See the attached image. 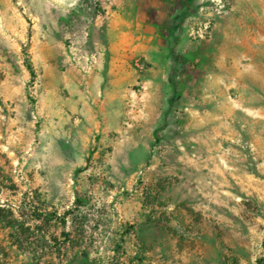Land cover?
Returning a JSON list of instances; mask_svg holds the SVG:
<instances>
[{"label": "rangeland", "instance_id": "1", "mask_svg": "<svg viewBox=\"0 0 264 264\" xmlns=\"http://www.w3.org/2000/svg\"><path fill=\"white\" fill-rule=\"evenodd\" d=\"M90 1L0 0V264H264V0L112 52Z\"/></svg>", "mask_w": 264, "mask_h": 264}, {"label": "crops", "instance_id": "2", "mask_svg": "<svg viewBox=\"0 0 264 264\" xmlns=\"http://www.w3.org/2000/svg\"><path fill=\"white\" fill-rule=\"evenodd\" d=\"M170 2L171 0H147L144 4L142 0L104 1L101 14L93 18L91 37L101 36V41L97 42L98 46L104 44L108 51L112 52L114 45L117 44L122 48H128L129 39L144 40L146 36H154L155 28L160 25L175 32V35L179 29L178 18L182 6H172ZM143 8L148 13L137 12ZM146 23L148 26L144 28ZM103 53L106 52L102 51L101 54ZM194 176H190L192 179H184L194 181ZM205 179V176L201 177L202 182Z\"/></svg>", "mask_w": 264, "mask_h": 264}, {"label": "built area", "instance_id": "3", "mask_svg": "<svg viewBox=\"0 0 264 264\" xmlns=\"http://www.w3.org/2000/svg\"><path fill=\"white\" fill-rule=\"evenodd\" d=\"M90 2H91V5H92V9H94L93 10L94 12L96 11L97 8L101 7V0H91ZM211 25H212V23L210 21L207 22L205 29L206 30L210 29ZM206 34L208 35L209 33H206ZM87 37H88V30H87V27H86V31L84 32V36H83L84 40L87 39ZM201 37H202V35H201ZM70 44L72 45L71 46V50H73V54H72L73 61L76 64H78L79 66H80V64H82L80 66V69L84 73H87L88 72L87 68L91 67L92 64L95 62V56L91 55L90 57L84 58L83 56L77 54L78 50L73 48V44L71 42H70ZM83 64H85V66Z\"/></svg>", "mask_w": 264, "mask_h": 264}]
</instances>
